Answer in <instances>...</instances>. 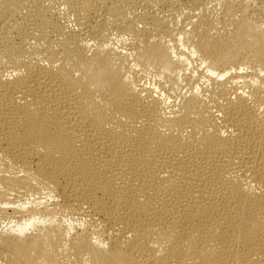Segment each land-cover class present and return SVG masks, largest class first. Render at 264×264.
Returning a JSON list of instances; mask_svg holds the SVG:
<instances>
[{
  "label": "bare ground",
  "instance_id": "1",
  "mask_svg": "<svg viewBox=\"0 0 264 264\" xmlns=\"http://www.w3.org/2000/svg\"><path fill=\"white\" fill-rule=\"evenodd\" d=\"M0 264H264V0H0Z\"/></svg>",
  "mask_w": 264,
  "mask_h": 264
}]
</instances>
